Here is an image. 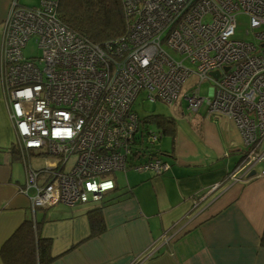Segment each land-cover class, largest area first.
<instances>
[{"label":"built area","instance_id":"1","mask_svg":"<svg viewBox=\"0 0 264 264\" xmlns=\"http://www.w3.org/2000/svg\"><path fill=\"white\" fill-rule=\"evenodd\" d=\"M58 2L14 0L4 22L0 78L13 148L25 161L20 192L34 210L99 202L119 172L169 169L152 115L135 108L141 96L169 104L185 98L190 112L205 105L208 117L232 119L247 147L236 172L246 175L263 158L264 0H124L128 32L106 44L66 26ZM240 13L250 18L254 42L234 38ZM33 37L41 57L24 54ZM206 81L212 95L203 98ZM33 155L46 165L33 166Z\"/></svg>","mask_w":264,"mask_h":264},{"label":"crops","instance_id":"2","mask_svg":"<svg viewBox=\"0 0 264 264\" xmlns=\"http://www.w3.org/2000/svg\"><path fill=\"white\" fill-rule=\"evenodd\" d=\"M13 1L0 0V70ZM174 105L182 108V100ZM188 113L179 123L170 115L172 122L155 120L172 136L170 147L160 141L170 164L162 175L123 172L99 202L34 210L20 192L25 161L13 148L17 133L0 78V264L26 224L52 242L51 264H264V138L263 158L244 175L235 171L247 147L234 121L208 117L206 107ZM101 204L103 230L93 234L91 210Z\"/></svg>","mask_w":264,"mask_h":264},{"label":"trees","instance_id":"3","mask_svg":"<svg viewBox=\"0 0 264 264\" xmlns=\"http://www.w3.org/2000/svg\"><path fill=\"white\" fill-rule=\"evenodd\" d=\"M58 12L66 26L98 44L115 41L128 32L129 18L124 9V0H59ZM156 119L159 124L172 122L170 117L163 114H153L151 121ZM166 131L167 128L158 130L162 137ZM102 207L103 204L91 210L96 227L92 228L93 234L103 230ZM39 230L33 224H26L22 228L17 241L4 251L7 264H51L56 259L52 253V242L42 238Z\"/></svg>","mask_w":264,"mask_h":264},{"label":"rangeland","instance_id":"4","mask_svg":"<svg viewBox=\"0 0 264 264\" xmlns=\"http://www.w3.org/2000/svg\"><path fill=\"white\" fill-rule=\"evenodd\" d=\"M21 4H24L26 7H38L41 3V0H20ZM247 31H250V18L249 16L240 13L237 15V28L235 31L234 38L237 40H244V41H250L254 42L255 39L252 35H248ZM24 54L26 57H41L42 50L38 46V39L33 37L28 43L27 46L24 48ZM177 58L180 59V57L177 56ZM185 64L188 67L195 68L194 65L190 64L188 61L185 62ZM200 93L203 98H207L212 95L211 90V83L206 81L203 84H201ZM182 108H177L174 104H169L165 102H149V101H143L142 96L138 98L135 108L139 112L141 116H149L153 114H164V115H170L174 116L175 121L179 123L183 118H187L189 115V111L187 109V100L185 98L182 99ZM202 108H205V105L202 106ZM179 110V111H178ZM183 110L184 115L181 116ZM162 140L168 142L169 147L172 144V136L170 134H163ZM74 159V158H73ZM72 159V161H73ZM32 163L37 166H45L47 163V159L43 156H34ZM133 171V170H129ZM137 172V171H135ZM123 172H119V174H116L117 178L119 179V182L122 183V176ZM132 173H129V176H131ZM116 178V179H117Z\"/></svg>","mask_w":264,"mask_h":264},{"label":"water","instance_id":"5","mask_svg":"<svg viewBox=\"0 0 264 264\" xmlns=\"http://www.w3.org/2000/svg\"><path fill=\"white\" fill-rule=\"evenodd\" d=\"M212 75H213L214 77H218V72H214Z\"/></svg>","mask_w":264,"mask_h":264},{"label":"bare ground","instance_id":"6","mask_svg":"<svg viewBox=\"0 0 264 264\" xmlns=\"http://www.w3.org/2000/svg\"><path fill=\"white\" fill-rule=\"evenodd\" d=\"M126 35V34H125Z\"/></svg>","mask_w":264,"mask_h":264}]
</instances>
